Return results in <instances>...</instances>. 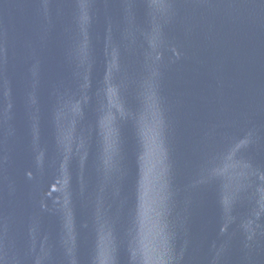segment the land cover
<instances>
[{
    "label": "water",
    "instance_id": "1",
    "mask_svg": "<svg viewBox=\"0 0 264 264\" xmlns=\"http://www.w3.org/2000/svg\"><path fill=\"white\" fill-rule=\"evenodd\" d=\"M0 264H264V0H0Z\"/></svg>",
    "mask_w": 264,
    "mask_h": 264
}]
</instances>
